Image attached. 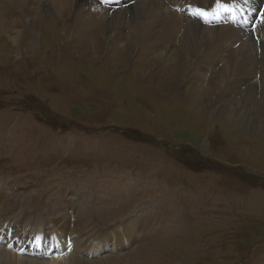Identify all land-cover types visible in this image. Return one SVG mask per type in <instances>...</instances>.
I'll use <instances>...</instances> for the list:
<instances>
[{
	"label": "rangeland",
	"instance_id": "rangeland-1",
	"mask_svg": "<svg viewBox=\"0 0 264 264\" xmlns=\"http://www.w3.org/2000/svg\"><path fill=\"white\" fill-rule=\"evenodd\" d=\"M108 1L56 11L22 0L1 10L0 189L52 223L68 213L59 201L81 206L89 226L59 240L94 246L80 255L91 264H135L126 255L150 241L148 264H264V0L245 34L258 48L256 75L231 83L209 50L186 59L175 42L161 62V40L111 23L119 4L140 0ZM183 1L162 5L204 27L222 24L206 18L211 0H194L189 13ZM219 1L214 14L225 17L237 2ZM252 3L238 7L241 22ZM100 17L102 25L76 26ZM106 125L118 129L89 130Z\"/></svg>",
	"mask_w": 264,
	"mask_h": 264
},
{
	"label": "bare ground",
	"instance_id": "bare-ground-1",
	"mask_svg": "<svg viewBox=\"0 0 264 264\" xmlns=\"http://www.w3.org/2000/svg\"><path fill=\"white\" fill-rule=\"evenodd\" d=\"M16 1L21 2L22 0H0V12L4 8L14 4ZM30 1L31 0H25V4L27 2L30 3ZM74 1L75 0H32V4L36 5V8L37 6L47 9L50 7L53 10L62 11L65 6L71 5ZM110 1L112 2L115 0ZM140 1H138L140 3L136 2L132 6L123 3L119 4L117 6L119 9L116 10L113 15L111 14V23H113L116 29H121L123 26L127 25L126 27H128L133 32V35H139L135 34V32L145 30V32L150 34L153 38L158 39L159 41L161 40V46L163 45L168 47L166 49L160 50L159 54L157 55L161 62L169 61L170 57L172 56V52L176 50L173 48L175 46H173V44L176 42V48H182L184 50L186 59H188L190 55H193L192 53L199 54L204 51L206 54V52L209 50L210 58L214 57L222 60V64L224 65L222 74H224L226 80L231 78L228 81L230 83L235 82L238 77H250V79L255 77L257 71L255 56L258 58L256 53L258 48L257 45L250 42V40H247L245 34H249L248 27L254 21L255 17H259L257 14L253 13L256 3H259L258 0H251L253 5L252 7L250 6V9L247 11L246 19L245 21L243 20L244 22H241V18L239 16L241 15V11H238V7L242 6L244 3H247L248 0H246L247 2H244L245 0H237L234 7L230 5L231 8H228L227 17L214 14L215 11L219 10L218 8L220 1L211 0L210 9L206 13V18L210 19L213 16V18L215 17L222 24L211 26L210 28L199 25L195 19H187L182 14H175L171 9L162 5V0ZM193 1L194 0L183 1V12H190L191 9L185 10V8L187 6L189 7ZM221 6L222 5H220V7ZM221 10L223 11L224 9ZM126 12H128L130 15V17L127 19L128 21L126 20ZM257 13L259 12L257 11ZM89 15L90 13L88 16ZM138 15H140V20L138 19ZM143 18H145L146 21L148 20V22L143 23ZM84 21L77 23L76 26H82L83 29H90L96 24L102 25L100 22H104L103 17H100L99 19L96 18V20H87L88 22ZM209 21L213 20L210 19ZM234 22L235 24H233ZM231 23L233 25H231ZM89 32H91V30ZM239 34H242L245 39L241 40V38L238 36ZM88 35V33L84 34V36ZM112 36H108V38H110L109 40H112ZM120 36H122V33H120ZM176 36H179V38L175 41V38H177ZM117 41H121V38L119 37ZM260 49L264 48L261 47ZM258 59L262 60L261 63L264 64L263 56H260ZM234 64H237L236 70L233 69ZM263 74L264 65L262 66V75ZM248 92L249 91L247 90V93ZM243 94L242 98L245 97ZM243 102H245V99ZM237 103L239 104L241 101ZM237 115L238 119H240V117L242 118L240 119L242 121V125L246 128H250L244 124V121L247 122L249 115L244 110L239 111ZM18 197L14 193L10 194L9 192L0 189V264H91V262L85 261V259L80 257V255L85 254L87 258V255L90 254L89 252L94 248V246L88 250V252L79 245H74L72 248L71 243L65 241V243L62 244L59 240V236H64V232H67L69 228H71L70 233H68L70 238L71 235H75L77 233L80 225L89 226V221L86 218L85 210L81 206L78 205V207H76L75 204L69 200L59 201L63 203H60V205H69L67 210L68 213L65 217L61 218L62 220L60 222L55 221L56 223H52L51 218L48 217V214L27 211L25 207H22L18 202ZM71 209H73L75 212V217L72 219V222L68 218L69 213H71ZM151 211L153 212V210ZM140 212L141 210L138 208L134 212V215H140ZM127 219H125L122 223L127 221ZM74 223L77 224L75 229H73ZM122 223L117 224L116 226H111V237L114 236L116 232L119 233L117 230L118 227L122 225ZM138 223L139 228L137 229L132 241L139 240L141 238L139 235H141L140 226H142V224L140 221H138ZM128 225L129 222H127V226ZM32 229H38L39 231L35 233L32 231ZM124 230L126 231L127 227L124 228ZM45 233L51 234L52 237H46ZM124 239L129 240V236L126 235ZM123 245L124 242L121 246ZM153 248L154 245L152 246V242L150 241L143 247L134 249L130 253L127 252L128 254L126 256L131 257L135 264H148V261H152L153 251L155 250H153ZM19 251H23V254L20 255V253H18ZM75 253H79V255L74 256L76 255ZM94 256H96L95 252L89 257Z\"/></svg>",
	"mask_w": 264,
	"mask_h": 264
},
{
	"label": "water",
	"instance_id": "water-1",
	"mask_svg": "<svg viewBox=\"0 0 264 264\" xmlns=\"http://www.w3.org/2000/svg\"><path fill=\"white\" fill-rule=\"evenodd\" d=\"M113 128H116V129H118L116 126H114V125H106V126H103V127H100V128H94V129H89V130H91V131H95V132H103V131H108V130H111V129H113ZM121 131V130H120Z\"/></svg>",
	"mask_w": 264,
	"mask_h": 264
},
{
	"label": "snow or ice",
	"instance_id": "snow-or-ice-1",
	"mask_svg": "<svg viewBox=\"0 0 264 264\" xmlns=\"http://www.w3.org/2000/svg\"><path fill=\"white\" fill-rule=\"evenodd\" d=\"M100 2H101L102 4L107 5L108 0H100ZM224 10H225V11H228V9H224ZM196 14L199 15V16H201L202 18L205 16V13H204V12H197Z\"/></svg>",
	"mask_w": 264,
	"mask_h": 264
}]
</instances>
